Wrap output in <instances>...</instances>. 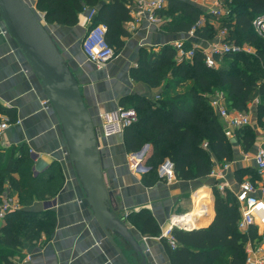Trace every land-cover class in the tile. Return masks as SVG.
Here are the masks:
<instances>
[{"label": "trees", "instance_id": "trees-1", "mask_svg": "<svg viewBox=\"0 0 264 264\" xmlns=\"http://www.w3.org/2000/svg\"><path fill=\"white\" fill-rule=\"evenodd\" d=\"M222 1L230 11L221 20V27L228 31L225 42L248 45L255 53L225 55L219 68L213 69L206 65L205 54L200 50H195L190 61L178 64L176 49L167 44L151 50L141 49L138 68L131 72L135 81L162 89L157 99L132 96L121 102V107L133 108L138 114L137 122L123 132L125 148L136 153L149 145L147 164L156 175L158 166L166 158L174 163L179 180L206 178L212 172L215 160L218 163L233 160L231 142L210 104L211 98L205 94L223 93L230 108L238 111H249V104L256 98L264 100V38L258 36L252 26L254 18L264 14V0ZM131 4V0H35L36 10L42 12L49 26L73 27L78 24L80 13L95 8L96 16L89 28L105 24L107 42L116 54L125 46V39L131 36L125 27L131 19ZM160 15L165 20L160 29L168 35L193 31L194 37L201 41H210L216 35L208 22L210 15L192 2L167 0ZM202 16L207 19L206 24L197 27ZM191 46V42L185 43L186 48ZM189 80L192 84L187 85ZM181 87H185L183 91L179 90ZM160 108L167 109L169 116L162 117ZM255 111L257 123L262 124L264 101ZM4 112L0 106V113ZM236 137L243 143L245 151H249L256 140L249 127L238 130ZM205 143L207 147H204ZM28 154L23 146L18 150L15 147L0 149V203L4 186L8 184L18 193L22 207L7 215L5 224L0 227V264H14L11 259L21 257L25 242L37 241L42 233L50 234L53 228L54 216L50 210L38 212L30 208L37 200L43 201L57 194L63 185V174L55 164L34 178ZM245 175H250L252 182L259 178L256 169L248 168L237 171V180L241 182ZM205 193L210 197L207 191L199 195ZM214 195L215 217L210 226L191 231L174 230L177 247L166 244L171 264H245L248 237L238 228V202L229 192L222 193L216 188ZM199 215L202 214L196 219ZM125 218L144 235L160 233L152 213L146 209L129 212ZM252 237H258L256 231Z\"/></svg>", "mask_w": 264, "mask_h": 264}, {"label": "crops", "instance_id": "crops-1", "mask_svg": "<svg viewBox=\"0 0 264 264\" xmlns=\"http://www.w3.org/2000/svg\"><path fill=\"white\" fill-rule=\"evenodd\" d=\"M131 1V19L125 24L131 36L125 39V46L116 57L101 68L88 61L84 53L76 49L77 42L83 40L90 27L86 11L79 14L78 24L73 27H49L83 84L87 103L99 129L100 114L121 107L124 98L132 96L159 98L161 88H151L145 83L135 81L131 76L132 70L138 68L141 49L151 50L167 44L173 45L177 41L204 45L201 40L198 42L197 38L190 36V33L177 36L163 33L160 28L165 22L164 19L159 25L149 24L145 19L137 21L132 13L134 0ZM186 1L196 5L195 0ZM200 6L207 9L209 2L200 3ZM208 20L214 28L221 26V21L212 16ZM5 29L0 21V106L6 111L0 113V121L7 118L11 126L0 141L2 143L0 149L15 147L18 150L23 146L24 151L29 153L34 178L55 164L60 168L62 165L61 172L64 177L63 185L55 196L46 197L43 201L37 200L32 207L38 212L51 211L54 216L51 233H42L40 239L32 243L25 242L21 257L17 256L11 261L14 264H126L106 238L97 221L91 217L68 155L61 157L67 150L62 130L35 76ZM251 103H255L254 100ZM159 110L162 117L169 116L167 109ZM255 110L251 111L255 114ZM261 132L258 131L261 136L256 138L249 151L241 148L240 143H234L232 161L218 164L215 160L216 166L213 170L225 176L228 184L224 192H229L235 197L239 184L250 179V175H245L241 182L238 181L237 171L256 169L255 154L258 148L264 145V135ZM236 139L235 136L228 140L233 143ZM102 147L105 149V177L113 189V205L119 210L120 215L125 216L129 212L146 209L152 213L160 228L159 235L147 236L127 222L146 253L147 264H171L166 247L168 242L162 234L176 219L183 221L186 218V223L193 225L190 228L182 223L184 231L207 228L211 225L215 217L216 179L209 175L203 179H177L171 183L160 180L158 174L151 172L147 164L151 151L149 145H145L140 151L143 157L142 166L136 172L132 171L130 158L133 152L126 150L123 134L110 137L102 143ZM225 165L229 168L224 169ZM15 177L19 176L16 174ZM4 188L2 200L8 194L19 200L18 193L8 184ZM202 191L210 193L209 201L206 203L207 196H203L208 194L199 195ZM52 199L57 200V203L47 205L46 203L49 200L53 201ZM42 204L47 209H44ZM200 210L207 212L196 219L197 215L194 216V213ZM4 224L5 219L0 220V227ZM143 237L148 239L145 240ZM121 247L131 264H140L129 245L122 242Z\"/></svg>", "mask_w": 264, "mask_h": 264}, {"label": "water", "instance_id": "water-1", "mask_svg": "<svg viewBox=\"0 0 264 264\" xmlns=\"http://www.w3.org/2000/svg\"><path fill=\"white\" fill-rule=\"evenodd\" d=\"M43 20L44 15L36 10L35 2L0 0V21L50 104L91 217L126 264L131 263L121 247L122 242L132 248L140 264H147L142 245L125 216L113 205V189L105 177V149L101 146L100 130L87 103L83 84Z\"/></svg>", "mask_w": 264, "mask_h": 264}, {"label": "built area", "instance_id": "built-area-1", "mask_svg": "<svg viewBox=\"0 0 264 264\" xmlns=\"http://www.w3.org/2000/svg\"><path fill=\"white\" fill-rule=\"evenodd\" d=\"M209 2V7L205 9L200 6V3ZM196 5L203 8L207 14L214 19L221 21L224 17L230 14V11L225 6L222 0H195ZM167 6V0H134L132 5V13L134 18L138 21L145 19L149 24L159 25L162 22L160 12ZM87 21L89 25L92 24L96 16L95 8H88ZM206 24V19L203 17L198 22L197 27H203ZM252 26L256 34L264 38V14L256 16L252 22ZM217 40L215 44H211L209 48H203L200 45H192L189 48L185 47V41H177L173 44L176 49V61L178 64L185 61H190L195 53V50H200L205 54V63L209 68H216L219 61L228 54H237L240 52L255 53L252 47L248 45L239 46L235 42L227 43L228 31L221 26L217 27ZM107 26L103 23L89 28L82 40V51L87 60L94 63L97 67H104L116 57L115 50L110 46L106 39ZM190 36L194 37V32H190ZM248 47V49H246ZM216 97L210 99V104L216 114L218 115L222 125L225 136L228 139H233L236 132L251 123V117L248 111H230L226 106V98L223 93H218ZM260 98H256L254 102L260 103ZM48 102V101H47ZM49 103V102H48ZM50 105V104H49ZM100 143L107 141L110 137L123 134L125 128L137 122L138 114L133 108L119 107L116 110L104 112L100 114ZM20 121L17 122L19 124ZM11 123L6 118L0 121V141L9 129ZM2 143H0V147ZM207 147V144H204ZM256 171L259 176L258 180L252 182L251 180L242 181L236 192L235 198L239 205L240 219L238 222L239 230L245 234L248 239L245 244V251L247 258L245 264H264V145L259 147L254 158ZM143 164V157L141 152L131 154L130 167L132 171H137ZM151 169V167H149ZM229 166L225 165L224 169ZM157 174L160 180L167 183L176 181L177 174L174 163L166 158L157 168ZM216 179V189L224 192L228 184L225 176L221 173L212 170L210 173ZM53 200V199H52ZM51 201V200H50ZM56 204L57 202L51 201ZM22 209L19 200L8 194L0 203V220H4L9 213ZM127 215V214H126ZM125 215V217H126ZM176 229H185L184 225L178 221H172L166 231L162 234L168 244L172 248L177 247V241L173 234ZM253 231H256V238L252 237ZM145 240L147 237H143Z\"/></svg>", "mask_w": 264, "mask_h": 264}, {"label": "rangeland", "instance_id": "rangeland-1", "mask_svg": "<svg viewBox=\"0 0 264 264\" xmlns=\"http://www.w3.org/2000/svg\"><path fill=\"white\" fill-rule=\"evenodd\" d=\"M30 2H35V0H29ZM228 7V6H227ZM229 8V7H228ZM40 14H42V12H40V11H38ZM43 22H44V24H46L47 26H48V28L50 27L47 23H46V21L45 20H43ZM50 29V28H49ZM214 30L216 31V35H215V37H214V39H212V40H210V41H202V43L204 44L202 47L203 48H209L210 47V45L211 44H215V43H217L218 42V40H217V34H218V31H217V28H214ZM8 35H9V33H7ZM198 40V42L200 41L199 39H197ZM201 43V44H202ZM199 45H200V43H198ZM76 49H77V51H79L80 53L81 52H83L82 51V40H81V42H77V44H76ZM246 49H248V47H246ZM253 52H255V50H252ZM222 60V59H221ZM221 62H223V61H219V63H218V65H217V67L216 68H213V69H218L219 68V66H220V63ZM190 84H192V81H190L189 80V82L187 83V85H190ZM187 87V86H186ZM179 90L180 91H183L184 90V88H179ZM220 93V92H219ZM217 95H219L218 94V92H214V93H207V94H205V96L208 98H214V97H216ZM252 104V106H251V110H253V109H256L255 108V105H256V103H251ZM127 106H131V105H127ZM226 106L228 107V109L230 110V111H232V110H235V109H232V108H230V105L226 102ZM249 111H248V113L250 114V117H251V123H250V125H248L247 127H249V129H251L254 133H255V136H256V138L258 137V136H261V134H259L258 133V131H262L261 133H263L262 135H264V121H263V123L262 124H259V123H257V117H256V113L254 114L251 110H250V107H249V109H248ZM260 128V129H259ZM237 133V132H236ZM240 139H236V141H234L233 143H231V147L233 146L232 144H234V143H237V144H239L240 143V145H241V148H243L244 150H245V148H244V145H243V143L241 144V142L239 141ZM232 149H233V152H234V147H232ZM64 156H66V155H64ZM63 155H61V157H64ZM233 159H234V156H233ZM218 163V162H217ZM219 164V163H218ZM58 165V164H57ZM214 166H216V162H215V165ZM61 168H62V165H61ZM61 168L58 166V167H56V169L58 170V171H61ZM214 168V167H213ZM250 180V179H249ZM50 201V200H49ZM48 201V202H49ZM51 202V201H50ZM42 207L44 208V209H47V207H45L43 204H42Z\"/></svg>", "mask_w": 264, "mask_h": 264}, {"label": "bare ground", "instance_id": "bare-ground-1", "mask_svg": "<svg viewBox=\"0 0 264 264\" xmlns=\"http://www.w3.org/2000/svg\"><path fill=\"white\" fill-rule=\"evenodd\" d=\"M5 32H6V34L9 33L7 28L5 29ZM64 155H68V151H67V150L64 152L63 156H64ZM205 196H206V195H205ZM205 196H203V197H205ZM207 197H209V196H207ZM205 212H207V210H206V211H198V212L194 213V216H196V215H198V214H203V213H205ZM174 221L181 222V223L187 225V227H190V228L193 227V225H192L191 223H186V222H187V221H186V218H185L183 221L178 220V219H176V220H174Z\"/></svg>", "mask_w": 264, "mask_h": 264}]
</instances>
